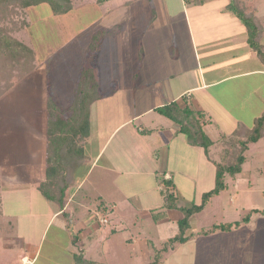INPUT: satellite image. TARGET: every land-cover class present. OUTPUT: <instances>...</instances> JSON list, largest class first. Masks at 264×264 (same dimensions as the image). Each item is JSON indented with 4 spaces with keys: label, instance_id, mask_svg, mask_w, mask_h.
Returning a JSON list of instances; mask_svg holds the SVG:
<instances>
[{
    "label": "crops",
    "instance_id": "crops-1",
    "mask_svg": "<svg viewBox=\"0 0 264 264\" xmlns=\"http://www.w3.org/2000/svg\"><path fill=\"white\" fill-rule=\"evenodd\" d=\"M181 1L185 3V0ZM225 2L223 1L222 7L215 10L220 15L219 23L199 24L201 28L200 45L190 25H188L187 31L183 33H177L176 29L172 27L173 25L166 22H153L151 25L148 24L150 25L148 28L151 27L152 29H142L140 39L144 54L138 60L137 70L132 73L128 72L130 78L136 80L134 82H125L121 85L123 83H120L121 77L119 75L121 74H118L112 83H106L105 79L94 78L97 77L99 70H96L94 64H99L100 61L97 52L99 49L95 51L94 59L91 60L94 63H92V74L90 72L93 80L94 97L88 107L87 128L82 130L83 134L77 130V135H62L65 143L61 147L64 149L59 150V152L63 151L62 156L67 158V162H65L68 167L67 170L70 171V174L72 173L68 177L70 184L65 190L63 207L47 199L41 193L40 187L45 184L47 174L52 173L47 162V159L51 157V138H49L48 133L50 132L52 135L59 133L55 129L57 128L55 125H52V128L49 127V125L51 126L49 112H53L55 108L67 111L75 93L65 105L64 99L62 101L54 99L50 96L48 88L44 86L43 97L41 96L44 101L43 108L41 107L42 103L39 104L40 101L38 103L28 101L25 111L17 108L13 102L9 103L8 109L10 108L11 117L0 119L1 186L9 189L16 187L19 193L23 191L25 193L24 201L30 206L33 205V200L26 195L34 196L38 192L43 197L42 200H37L42 214H26L27 225L24 228L21 224L18 225L24 234L32 228L30 225L37 223L38 219L43 217V227L39 228L40 241L45 231L56 223V227L64 232L66 237L70 238V242L83 246V243L78 240V234L83 233L84 237H89L96 230L89 227L88 222L82 223L84 217L78 215V209L83 205L77 201L76 193L97 166L99 168L98 176L105 177L106 181L109 178L111 187L113 185V192L106 195L108 200L110 197L114 199L109 203L111 204L110 209H115L117 206V199L114 194H117L118 190L124 194L125 198L132 197L133 199L142 195L146 196L149 191H154L156 194L153 193L152 196L147 195L146 197V204L149 206L147 207V216L149 217L152 216L150 213L154 209L157 210L161 207L160 204L163 199V207L177 208L181 212H183V208L189 207L190 202L181 193V187L187 186L189 190L192 188L191 191H193L196 185V188L198 187L196 191L197 200L194 204L200 203L202 193L214 186L217 164L215 160L225 158L226 152L229 150L228 147H230L228 139H231L232 135L236 134L239 129L242 131L240 135H243L244 138L247 133L242 129L247 130L256 118L264 113V59L249 46L244 25L227 10L229 1ZM254 2L257 16V0ZM208 3L206 2V4ZM195 6L197 7L194 8L195 10H201L204 5L198 1L195 2ZM167 7L171 9L172 5L169 3ZM209 12H205V14ZM205 14L196 11L198 16L202 17ZM258 19L262 24L260 46L264 51V26L261 19L259 17ZM154 23L157 24V27L153 28ZM214 27L216 29L231 28V31L238 36L231 35L227 41L226 38L222 39L220 35L216 36L219 34L218 32L216 34L208 33L210 28ZM153 36L154 41L151 40ZM185 38H187L186 41H183ZM186 42L187 46L183 45ZM83 43V40L77 42L76 49L80 52L91 46L88 42L86 45ZM151 45H153L154 54L149 50L152 48ZM34 52L36 53V51ZM188 57L190 59L189 65L187 63ZM69 70L75 71L74 69ZM69 70L67 74L71 73ZM81 71L78 74L75 71L70 77L79 81ZM58 80L60 83V77ZM75 86L77 87V82ZM14 88L7 90L0 96V99ZM117 91L122 92L123 97L126 96V93L123 92L135 97L130 100L131 102L127 100L122 105L117 102L111 103V114L116 111H123L124 108L127 111L124 118L112 123L109 114L107 115L106 112L109 109L106 107V103L113 97L112 95H117ZM60 94L63 95L64 92L61 91ZM169 104H175L174 116L178 111L181 113L184 109L190 111V115L187 112L181 114H185L199 127V132L206 137V140L211 141V143L208 142L206 150L203 145L189 142L187 133L180 130V119L177 121L169 118L170 121H168L167 114L160 112L162 107ZM1 108L8 110L5 108V103L0 102ZM179 112L177 113L178 116H180ZM151 114H155L154 119L149 117ZM62 120L65 121L66 119L63 118ZM139 120L142 125L135 130L132 124ZM6 122H9L11 126L10 131L8 128L3 129L2 127L3 123ZM108 124L110 125L108 126ZM129 126L131 129H128ZM107 128L110 130L108 131ZM97 132H100L99 135L101 134L98 141H96L97 137L95 138ZM95 142L98 144L95 145ZM113 142H116V145L109 149V145ZM197 142L200 143L201 139L198 138ZM248 144H250L249 150L252 148L250 152H253L254 155L257 153L258 155L255 156L259 159L258 162L261 161L260 174L256 175V173H252L250 168L243 169L241 166L240 171L234 175L226 174L229 177L224 179L225 188L217 196L215 195L220 198L226 195L227 204L237 206L234 208L238 218L227 220L224 223L237 221L239 222L238 225L223 231L214 228L217 225L215 223L202 235L189 230L192 217L204 212V207L212 202L211 200L215 197L213 196L200 212L193 213L189 217V227L184 232L187 239L179 243L180 246L187 247L188 245L189 248H192V252L189 253L190 260L187 263H182V260L177 257L171 259V263L168 264H195L196 242H206V240L216 237L217 234L232 235L235 236V239L237 237L236 241H239L242 247L240 251L231 250L232 255L229 260L232 258L233 260L232 262L228 261V264H264V125L261 136ZM130 149H133V152L128 151ZM104 154L108 160L106 159L98 165ZM243 156L245 161L246 156ZM189 171L193 177L188 176ZM157 173L160 174L159 179L156 176ZM97 180L99 181V179ZM134 183H145L142 193L130 194L127 192V188ZM124 189H126L125 192ZM162 189L170 191L169 197H164L165 193ZM19 193L14 192V194L9 195L3 192L0 194V230L3 228L1 219L7 214L5 208L2 207L3 200L8 197L12 199ZM98 197L103 196L99 194ZM47 204L52 206V211L45 214L42 207L47 206ZM153 207L154 209H152ZM101 210L102 208H97L91 213L96 217L101 213ZM9 216H13V214L10 213ZM102 216L101 218H106L104 215ZM246 216L247 219L244 220ZM14 217L16 218V215ZM17 217L21 218L22 216L17 215ZM154 218V224H157L160 229L162 220L158 216H154ZM181 218H177V224ZM77 219L81 221L77 223ZM108 222L107 219L106 223ZM7 224L10 225L11 223ZM110 230L111 233L116 232L115 228H110ZM214 230L218 231L214 234H208ZM96 235L98 236L99 233ZM174 235L167 236L161 244ZM201 237L203 239H197ZM143 238L145 239L139 240L137 245L141 246L150 241L146 236ZM127 241L131 242V245L135 243L133 238H127ZM176 244L168 246V249L161 253L158 264L164 263L165 255L174 251ZM29 247L31 246L27 244L26 248L29 249ZM35 247L33 248L35 250L33 257L23 254L21 259L27 256L30 261L29 264H32L39 244ZM146 249L147 247L142 248L141 254L147 263L151 259L148 255L149 251ZM81 250L82 252L85 251L83 248ZM186 251L189 252L188 249ZM72 255L74 259V252Z\"/></svg>",
    "mask_w": 264,
    "mask_h": 264
},
{
    "label": "rangeland",
    "instance_id": "rangeland-1",
    "mask_svg": "<svg viewBox=\"0 0 264 264\" xmlns=\"http://www.w3.org/2000/svg\"><path fill=\"white\" fill-rule=\"evenodd\" d=\"M198 1H201L204 5L201 7V10L194 9L197 8L195 2ZM223 1L225 2V0H185V3H182L181 0H107L99 4L97 0H71L72 9L66 15L59 16L52 13L48 3H40L36 6L28 7L24 10L25 15L22 12V16L19 18V20L22 19L24 25L17 28L14 36L29 46L33 52L36 51V53L34 52L36 66L31 73L17 80L12 85L10 83L13 82V75H16L13 72V65H8L5 69L7 71L4 74L0 71V75L2 73L0 76L2 87L9 84L11 86L9 85L10 87L7 90L15 87L12 91L6 93L0 99V102L5 103V108L7 109L9 103L13 102V105L25 111L28 101H32L33 103L40 101L39 104L42 103L41 107L43 108V87L46 86L50 96L60 101L64 99V104L66 105L68 103L67 100L72 95L74 96L76 92L75 83L77 81L73 79L74 77L71 78L70 76H73L75 71L78 74L82 70L79 80H83L86 71L92 74L93 62L91 60L94 59L93 55L98 49L100 61L99 64H93L96 70H99L97 71V77L94 78L105 79L106 83H112L113 79L118 74H121L119 75L121 77L120 83L123 82L121 85L125 84V82H134L135 79L130 78V73L137 70L138 60L144 54L140 37L145 28H148L153 22H166L172 24L177 33H183L187 31L188 25H190L200 45L201 28L199 24L207 22L219 23L220 15L215 10L223 6ZM206 2L209 3L206 4ZM169 3L172 5L171 9L167 7ZM225 3H227V0ZM257 10V16L261 19L264 26V0H257ZM196 11L203 14L208 11L210 12L201 17L196 15ZM155 23L152 25L153 28L157 27ZM209 27H211L210 24ZM231 30V28L216 29L214 27L210 28L208 33L216 34L218 32L219 34H216V36L220 35L222 39L226 38L228 41L231 35L238 36V34H234ZM186 39L183 41H186ZM81 40L84 41L85 45L88 42L91 46L80 52L76 49V45ZM151 40L154 41V36ZM187 42L183 45L187 46ZM151 47L149 50L154 54L153 45ZM186 55L188 56L187 51ZM189 62L190 59L188 57V65ZM69 69H74L75 71L71 72ZM68 70L71 72L70 74H67ZM2 76L4 77L3 80ZM58 76L60 77V83L58 82ZM61 91L64 92L63 95L60 94ZM38 93H41V95H38ZM123 93H126V96L123 97L122 92L117 91V95H112L113 97L106 103V107L109 108L106 112L107 115L109 114L112 123L124 118L127 111L124 108L123 111L120 110L115 113L113 111L114 114H111V103L117 102L122 105V103L125 104L127 100L130 101L135 97L130 96L127 92ZM1 107L3 106L1 105ZM9 109H0V119L11 117ZM154 115L151 114L149 117L154 119ZM166 118H168V121H170L169 118L173 119L170 116H166ZM176 118L181 120L179 124L182 123L189 126L192 128L191 131L196 130L198 132L195 134L197 139L200 138L201 141H206V137L199 132V127L188 117L181 114L178 117L176 116ZM141 125L140 120L134 121L132 127L136 130ZM253 125L254 123L247 130L244 128L242 130L244 132H251L249 130ZM2 127L3 129L8 128L9 131L11 129L9 122L3 123ZM108 128L107 130L109 131L110 129ZM128 129H131V126ZM98 133L100 132L95 134V138L97 137L96 141L101 137V134L99 135ZM235 138L236 135H232L231 139ZM231 139H228L230 141L229 151L235 149L239 152L240 144L237 140ZM150 141H153V139H150ZM131 142L138 143L137 141ZM208 142L211 143L210 140ZM95 143V145L98 144V142ZM113 145H116V142L109 145V149ZM249 148L250 144L242 151V155L246 156V160L241 166L243 169L250 168L252 173L258 175L260 174L259 167L261 166V161L258 162L259 159L255 156L258 154L254 155L253 152H250L252 148L250 150ZM128 151L133 152V149ZM106 159L107 156L104 154L98 165L102 164ZM228 159L223 157L222 160L216 159L215 162L224 164L227 163ZM98 169L97 166L76 193L77 201H80L83 205L78 209V215L84 217L82 218V223L88 222L89 227L96 230L89 237H84L83 233L78 234V240L83 243V246L70 242V238L66 237V234L56 227V223L45 231L40 241L41 233H39V228L43 227V217H40L37 223L30 225L32 228L24 234L18 225L21 224L22 228L27 225L25 221L26 214H42L37 200H42L43 197L38 192L34 193V196L26 195L30 196L29 199L33 200V205L31 204L30 206L24 201L25 193L23 191L19 193L16 187L9 189L2 187L0 183V194L3 192L9 195L11 193L14 194V192L19 193L12 199L5 196L6 199L2 203V207L5 208V213L7 214L1 219L3 228L0 230V264H24L21 256L25 254L33 257V252L35 251L33 248H36L37 244H39V249L32 264H150L153 262L154 253L163 246L161 242L167 236L174 235L178 231L179 227L176 220L183 217V212L177 208L163 207V199L160 204L161 207L157 210L153 207L152 209L154 210L150 213L152 216H147V207L149 206L146 204V197L147 195L152 196L155 193L154 191H149L146 196L142 195L133 199L132 197L125 198L124 194L118 190L119 192L117 191V194H114V197L117 199V206H115V209H110L111 204L109 203L114 201V199L110 197L108 200L106 195L113 192V185L111 187L109 183L111 180L109 178L107 182L105 177L98 176ZM156 176L158 179L160 178L159 173ZM188 176L193 177L190 171ZM227 177L229 175L224 176V179ZM144 185L145 183H134L131 187L127 188V192L130 194L142 193ZM188 188L187 186L181 187V193L192 205L197 200L196 191L198 187L196 188L195 185L196 189L193 188V191H191L192 188L190 190ZM125 191L126 189H124ZM162 191L165 193V198L171 194L170 191L164 189ZM99 194L103 196L101 197L103 199L98 197ZM216 196L213 197L212 202L204 207V212H200L192 217L189 229L191 232H197L196 234L202 235L205 234L207 229L211 228L212 224H221L227 220L238 218V214L234 208L237 206L228 205L227 199H225L226 195L222 196V198ZM51 207L48 204L42 207L45 214L52 211ZM97 208H102V210L95 217L91 212ZM10 213L13 216H9ZM15 215L16 218L14 217ZM17 215H21L22 217L18 218ZM102 215L109 220L108 223L100 224L99 220L103 217ZM154 216H158L162 220L160 229L157 224H154ZM79 221L81 220L77 219V223ZM7 223L11 224L8 225ZM110 228H115L116 232L111 233ZM216 231L218 230H214L208 234H214ZM98 233L99 235L97 236L96 234ZM144 236L150 241L145 242L141 246L137 245L139 240L145 239L143 238ZM127 238H133L135 243L131 245V242H128ZM236 239L232 235L217 234L216 237L206 240V242L197 241L195 264H228V261L232 262L233 258L229 260L232 255L231 250L240 251L242 249L239 241H236ZM27 244L31 246L29 249L26 248ZM88 246L89 248L87 249ZM225 246H227V249H225ZM146 247L151 259L147 263L143 254H141V249H145ZM81 248L85 251L82 252ZM73 252L75 254L74 259ZM191 252L192 248H189L188 245L185 247L177 243L174 251L165 255L163 264L171 263V259H176L177 257L182 260V263H187L190 260L189 253Z\"/></svg>",
    "mask_w": 264,
    "mask_h": 264
},
{
    "label": "trees",
    "instance_id": "trees-1",
    "mask_svg": "<svg viewBox=\"0 0 264 264\" xmlns=\"http://www.w3.org/2000/svg\"><path fill=\"white\" fill-rule=\"evenodd\" d=\"M105 1L107 0H97L99 4H102ZM40 3H48L54 15L66 14L73 6L71 0H0V71L4 74L7 71L5 69L8 65H13V72H15L16 75H13V82L10 83L11 85L15 84L17 80L24 78L35 69L36 65L33 50L25 45L20 39L16 38L14 34L18 27L24 25L22 19L19 20L22 16V12L24 14L26 8L36 6ZM254 3V0H229L227 10L242 22L247 33L249 46L256 51L262 59H264V51H262L260 46L262 24L256 16ZM87 72L88 71L84 73L85 78L83 80L77 81L75 96L68 110L64 111L55 108L53 109V112H49V122L51 123V126L49 125V127L52 128V125H55L57 128H54L58 130L59 133L56 135H52L50 132L48 133L49 138H51V157L47 159V162L48 168L52 173L47 174L46 182L40 187V191L47 199L56 202L60 207H63L64 205L65 190L70 184L68 177L71 176L72 173L70 174V171L67 170L68 167L65 163L67 162V158L65 159L62 156L63 151L59 152V150L64 149L61 147L64 146L65 143L62 135H77V130H80L81 134H83L84 129L87 128L88 107L94 97L92 91L93 80L89 72ZM3 78L4 77L2 76V80ZM9 85L2 87L3 85L0 83V96L7 91L11 86ZM174 106L175 104L166 105L160 109V112H163L164 114H167V116L178 121L179 119H177L176 116H178L177 113L179 111L176 113V116H174ZM182 112H187V114L190 115V111H187V109L182 110ZM64 115L67 117L65 118ZM182 115L185 116V114ZM63 118L66 120L63 121ZM74 123L76 127L74 126ZM263 125L264 113L256 118L253 127L249 130L251 132H246L247 134L244 138L243 135H240L242 134V131L240 129L237 130L235 139L240 144V151L238 152L235 149L228 150L225 156V158H229L227 163L216 164L214 186L210 190L202 193L199 204H192L189 207L182 209L184 215L178 221V232L174 236L168 238L163 243V246L154 253L153 262L150 264H158L160 262L161 253L167 250L168 246L184 242L187 239L184 232L189 227V217L193 213L200 212L213 196L217 195L225 188V174L234 175L240 171L241 164L244 161L242 151L246 149L248 143L256 141L261 136ZM63 128L64 131L62 132ZM191 129L192 128L189 126L180 123V130L187 133L189 142L192 144H200L201 146L203 145L206 150V143L208 141L206 140L205 142L201 141L198 143L195 135L198 132H196V130L191 131ZM246 219L247 216L244 217V220ZM238 223L239 222L237 221L221 223L215 225L214 228L229 230L234 225H238Z\"/></svg>",
    "mask_w": 264,
    "mask_h": 264
},
{
    "label": "built area",
    "instance_id": "built-area-1",
    "mask_svg": "<svg viewBox=\"0 0 264 264\" xmlns=\"http://www.w3.org/2000/svg\"><path fill=\"white\" fill-rule=\"evenodd\" d=\"M99 222H100V224H104V223H106L107 222V219L106 218H101L100 220H99ZM22 262L24 263V264H29V259L27 258V256H25V257H23L22 258Z\"/></svg>",
    "mask_w": 264,
    "mask_h": 264
}]
</instances>
